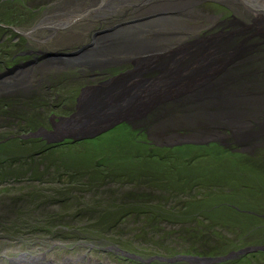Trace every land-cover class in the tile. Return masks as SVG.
Masks as SVG:
<instances>
[{
	"label": "rangeland",
	"instance_id": "1",
	"mask_svg": "<svg viewBox=\"0 0 264 264\" xmlns=\"http://www.w3.org/2000/svg\"><path fill=\"white\" fill-rule=\"evenodd\" d=\"M50 1L55 0H0V60L15 48H44L34 41L24 48V40L20 47L19 39L32 26L29 16ZM192 8L197 16L183 19L192 26L182 29V37L167 30L173 50L206 41L219 33L218 26H239L232 18L239 14L228 1L197 0ZM173 50L101 67L99 80L130 70L122 75L118 92L129 94L123 85L132 81L137 89L130 96L140 92L138 100H153L155 87L198 72L193 67L166 72L174 62ZM101 70L39 66L31 87H12L0 95V264L45 250L57 264H63L62 256L77 253L98 258L95 264H191L149 258L216 256L264 243V133L237 136L233 128L241 121H170L165 115L154 120L149 108L144 119H115L93 138L47 142L42 135L52 115L76 105L79 87L91 84L96 76L90 75ZM47 73L54 77L50 84L45 83ZM70 73L78 80L64 81ZM144 88L150 89L146 96ZM246 120L247 132H253L264 124V115L255 111ZM153 123H159L156 129ZM30 131L38 135L24 137ZM205 264H264V252Z\"/></svg>",
	"mask_w": 264,
	"mask_h": 264
},
{
	"label": "bare ground",
	"instance_id": "2",
	"mask_svg": "<svg viewBox=\"0 0 264 264\" xmlns=\"http://www.w3.org/2000/svg\"><path fill=\"white\" fill-rule=\"evenodd\" d=\"M100 1L98 5L100 8L93 18L98 21L99 17L107 16L108 19H112L111 23H115L116 28L114 31L110 30L107 34L101 35L98 40L94 41L93 46L85 50L88 57L89 55L111 57L117 54L120 57L121 55L126 56L127 59L136 61L142 59L143 61L146 55L138 57L135 55L173 50L172 45L168 44L172 39L168 36L171 32L167 30L171 28L172 32L177 33L174 36L182 37L183 35L180 34L183 32L182 29L185 30L192 26L183 22V19L187 17L191 20L197 13L192 8L197 0ZM224 1H228L235 14H239L235 18L232 17L239 22V26L234 30L226 25L218 26L219 33L206 41L175 47V50L170 52L174 62L167 66L166 72L186 71L192 67L198 68V72L191 73L186 78L176 76V79H169L163 83V86L155 87L157 91L152 96L153 100L141 101L138 100L137 94H131L134 98L131 104L127 99L128 95L137 89L131 83L132 81L128 85H123V89L129 91V94L121 95L118 92L122 85H119V81L126 77L122 75L132 73L129 70L108 78L111 80H107L109 82L104 85V88L109 86L111 89L107 88L108 91H106L101 87L100 92L103 91V96L108 95L106 98H109L110 103H119L121 106L127 104L134 107L137 103H141L144 107H148L141 116L143 119L150 112V108L152 110L150 116L156 115L155 118L151 117L154 120L165 115V119L168 118L170 121L179 120L178 118L181 120L201 118L207 123L213 124V121L222 120L229 125L241 121L242 126L238 125L239 128H233L237 136L242 137L247 134L253 138L257 136L256 134H263L264 124L257 126L258 128L253 132H247L250 127L246 128L245 123L255 111L261 116L264 115V0ZM65 20H70V18L66 17ZM157 55L162 56L164 53ZM207 63H212L213 66L206 69ZM149 73H153L152 69ZM133 74H128V76H133ZM97 92L99 91L91 90L86 96L92 97ZM179 95L182 100L177 98ZM86 100L87 98L81 99L82 107L85 106ZM190 113L195 114L190 115ZM75 123L78 124L80 121H75ZM158 125L159 123L156 126L154 124L155 129ZM45 251H39L34 256L28 253L26 257L21 255L18 259L14 258L15 261L13 260L11 264H57L55 263L57 261L54 262L48 254H44ZM97 260L98 258L91 255L80 253L76 256L61 257L63 264H95ZM102 264L108 263L102 262Z\"/></svg>",
	"mask_w": 264,
	"mask_h": 264
},
{
	"label": "flooded vegetation",
	"instance_id": "3",
	"mask_svg": "<svg viewBox=\"0 0 264 264\" xmlns=\"http://www.w3.org/2000/svg\"><path fill=\"white\" fill-rule=\"evenodd\" d=\"M99 3H101L100 0H55L54 2L50 1L44 4L43 7H38L36 10L40 9L39 14L35 16L36 12H34L33 15L29 16L28 19L31 23L33 22L32 26L25 30L21 41L19 39V44L21 47L22 41H26L25 48V46H31L30 41H34L44 48L22 52L15 48L4 60H0V95L5 94L6 91L9 93L10 91L7 89L12 87L26 84H29V87H31L32 83L30 81H32L31 79L34 75L33 71L39 66L47 69L48 67H57L58 65L61 68L74 65L101 70L104 67H110L111 63L116 64L122 60H127L125 56L121 55L120 57L117 54L111 57L90 55L88 57V54L87 56L85 54V50L93 46L94 41L98 40L101 35L107 34L110 30L114 31L116 28L115 23H111L112 19H108L107 16L103 18L99 17L98 21L93 18L100 8L98 6L100 5ZM89 5L90 7H88ZM66 17L70 18V20H65ZM54 45L59 47L57 51L51 50ZM25 52L30 53L31 58L26 54L24 55ZM8 57L9 59H7ZM107 69L110 70L111 68ZM102 72L101 70V72L92 73L90 76L94 75L96 78L92 79L91 81L93 82L87 86L81 85L79 92L86 87H88L87 89H91L99 85L101 83L99 76ZM51 75V73H47L45 83H51L50 80L54 78ZM102 75L106 77L105 73ZM64 79V81L69 79L78 80L77 76L73 73H70L67 77L65 75ZM59 81L60 79L58 83ZM85 82L88 81H83V83ZM94 82L96 83L93 84ZM38 92L34 91L35 97L38 96ZM21 94L24 95L25 93ZM70 94L72 95L73 92H70ZM75 106V104L70 106L68 112H64L63 114L52 115L54 119L51 117L49 121L50 128L53 126L52 124L59 120L60 116H69Z\"/></svg>",
	"mask_w": 264,
	"mask_h": 264
},
{
	"label": "water",
	"instance_id": "4",
	"mask_svg": "<svg viewBox=\"0 0 264 264\" xmlns=\"http://www.w3.org/2000/svg\"><path fill=\"white\" fill-rule=\"evenodd\" d=\"M107 80L111 79H104V81H101L99 85H96V87L91 89L93 91H99L95 93L92 97L86 96V94L91 91L90 89H86L84 91L81 90L82 94L79 96V98H77L78 102L75 110L72 111L69 116H60L59 120L52 124L53 126L48 131H43L42 136L46 138L47 142L52 141L53 143L60 144L63 141L64 137L71 138L68 140L69 142L82 140V138H93V136L106 129L107 125L111 124L115 119H123L124 117H126L127 119L141 117L142 114L147 111L148 107H144L142 104L138 103L134 107L129 106L127 104L121 106V104L119 103H110L108 101L109 98H106V96L108 95L105 94V96H103V91L100 92L101 87H103L102 89L106 91H108L107 88L111 89V87L109 86H106V88H104V85L109 82ZM112 88H114V85H112ZM144 89V92L141 93H145L144 95L146 96L147 93H150V89ZM139 94L140 92L136 96H139ZM82 98H87L84 103V107H82L83 105H81ZM132 99L134 100V98ZM129 114H133L132 117L127 116ZM75 121H80V123L76 124ZM35 135H38V132L30 131L29 133L25 134L24 137ZM258 251L264 252V243L247 244V246L239 247L237 248V250H229L228 252H226V254L216 256H192L189 254H175L171 257L152 256L151 258H149V260L152 258H157L161 261L164 260L167 262H173L174 260H185L191 264H205L225 261L226 259H234L245 255L248 252Z\"/></svg>",
	"mask_w": 264,
	"mask_h": 264
},
{
	"label": "trees",
	"instance_id": "5",
	"mask_svg": "<svg viewBox=\"0 0 264 264\" xmlns=\"http://www.w3.org/2000/svg\"><path fill=\"white\" fill-rule=\"evenodd\" d=\"M155 213H153L152 215H154Z\"/></svg>",
	"mask_w": 264,
	"mask_h": 264
}]
</instances>
